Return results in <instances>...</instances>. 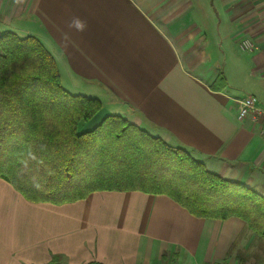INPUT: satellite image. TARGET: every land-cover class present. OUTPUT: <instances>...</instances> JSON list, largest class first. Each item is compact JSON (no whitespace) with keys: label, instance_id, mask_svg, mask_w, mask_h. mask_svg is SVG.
<instances>
[{"label":"crops","instance_id":"0c3cea01","mask_svg":"<svg viewBox=\"0 0 264 264\" xmlns=\"http://www.w3.org/2000/svg\"><path fill=\"white\" fill-rule=\"evenodd\" d=\"M4 31L37 37L70 93L264 196V120L239 118L247 96L264 109V0H0ZM253 238L239 217H198L162 193L33 202L0 177V264H249Z\"/></svg>","mask_w":264,"mask_h":264},{"label":"trees","instance_id":"16d2710c","mask_svg":"<svg viewBox=\"0 0 264 264\" xmlns=\"http://www.w3.org/2000/svg\"><path fill=\"white\" fill-rule=\"evenodd\" d=\"M226 85L220 74L213 87ZM102 108L100 99L62 86L37 37L0 32V177L25 198L60 204L98 189H140L166 194L198 217H239L264 239V196L118 114L80 128Z\"/></svg>","mask_w":264,"mask_h":264},{"label":"built area","instance_id":"2783aa9c","mask_svg":"<svg viewBox=\"0 0 264 264\" xmlns=\"http://www.w3.org/2000/svg\"><path fill=\"white\" fill-rule=\"evenodd\" d=\"M241 46L244 49H252L254 43L249 39L241 40ZM252 116L254 120H264V109L259 105V101L255 96H247L241 100V107L239 112V118L243 119L247 116ZM263 134H264V122H263ZM205 264H220L215 262H207Z\"/></svg>","mask_w":264,"mask_h":264},{"label":"rangeland","instance_id":"374dc122","mask_svg":"<svg viewBox=\"0 0 264 264\" xmlns=\"http://www.w3.org/2000/svg\"><path fill=\"white\" fill-rule=\"evenodd\" d=\"M108 110L106 109V107L102 108V110L91 120L90 124L87 126V129H91L93 128L95 125H97L101 119L103 117H105L106 115H108ZM260 244H262V249H264V239L263 238H260L258 236H256L254 234V238H253V253L256 254L257 256V262L256 261H252V262H249V264H261V261L259 259V256L260 255H263L264 253L262 252V250H260L261 248L259 247ZM252 250V249H251ZM246 261H242V264H245ZM264 264V263H262Z\"/></svg>","mask_w":264,"mask_h":264},{"label":"clouds","instance_id":"9594fccd","mask_svg":"<svg viewBox=\"0 0 264 264\" xmlns=\"http://www.w3.org/2000/svg\"><path fill=\"white\" fill-rule=\"evenodd\" d=\"M72 26H74L78 31H84L86 28V23L81 21L79 18L73 20ZM35 159V157H33Z\"/></svg>","mask_w":264,"mask_h":264}]
</instances>
